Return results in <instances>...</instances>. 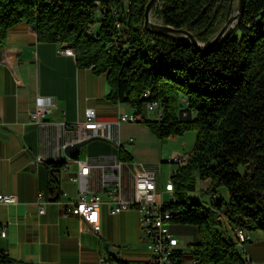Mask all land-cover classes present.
Instances as JSON below:
<instances>
[{"label": "trees", "instance_id": "trees-1", "mask_svg": "<svg viewBox=\"0 0 264 264\" xmlns=\"http://www.w3.org/2000/svg\"><path fill=\"white\" fill-rule=\"evenodd\" d=\"M147 2L0 0V42L9 27L32 23L38 40L67 42L77 66L106 73L107 97L127 103L157 137L195 130L192 154L171 174L174 199L165 208L173 212L172 223L197 226L198 239L187 254L199 264H246L226 223L264 232V0H245L232 31L207 50L176 34L146 30ZM228 8L229 0H159L151 14L206 42L225 22ZM177 91L185 93V105L174 114L171 98ZM148 101L161 105L159 118L143 113ZM119 157L131 159L121 145ZM64 164L46 163L51 191L59 187L53 169ZM122 175L130 187L129 172ZM196 178L210 180L204 190L209 204L189 200ZM220 186L227 188V199L218 195Z\"/></svg>", "mask_w": 264, "mask_h": 264}, {"label": "crops", "instance_id": "crops-1", "mask_svg": "<svg viewBox=\"0 0 264 264\" xmlns=\"http://www.w3.org/2000/svg\"><path fill=\"white\" fill-rule=\"evenodd\" d=\"M60 45L38 40L34 26L26 21L9 27L0 42V190L16 196L14 202H0V229H6V235L0 236V250L13 264H102L103 256L107 264H117L111 255L127 264L141 263L148 250L136 208L112 213L103 205L100 230L93 231L79 216L66 215L65 206L82 191L104 194L117 164L125 195L132 192L138 167L155 170L158 190L169 195L163 190L166 158L184 149L187 141L176 134L159 138L142 120L119 122L120 113H134V109L112 102L107 97L106 73L96 75L90 67L77 66L74 55L58 51ZM40 97L54 104L42 124H33L29 113ZM91 107L103 122L99 134L91 136L76 157L69 156L65 145L88 132L81 123ZM143 113L157 118L153 110ZM130 136L134 141L123 145ZM120 145L130 160L120 159ZM58 160L65 164L57 170L61 194L54 199L46 163ZM78 161L90 164L80 182L70 178L79 168ZM124 170L132 178L130 187L123 183ZM171 170L172 166L170 177ZM39 193L45 200L42 212L38 211ZM230 227L229 235L236 241L235 228ZM189 228L197 231L196 225L170 223L178 235ZM246 231L249 240L236 242L246 264H264V232Z\"/></svg>", "mask_w": 264, "mask_h": 264}, {"label": "built area", "instance_id": "built-area-1", "mask_svg": "<svg viewBox=\"0 0 264 264\" xmlns=\"http://www.w3.org/2000/svg\"><path fill=\"white\" fill-rule=\"evenodd\" d=\"M98 3V1H96ZM120 26V22H116ZM60 53L67 55H74V48L67 42H61L58 48ZM149 91L145 92L148 96ZM54 104L51 99L39 98L35 107L29 113V122L33 124H42L43 116L50 107ZM146 111L155 110L157 117L162 114V108L157 101H148L145 105ZM97 110L94 107L86 109L82 126L88 130L83 138H88L99 134V129L102 127L103 122L97 119ZM141 116L136 113L122 112L119 115V122H139ZM90 130V131H89ZM134 137H128L123 145L127 146L129 142H133ZM192 152V151H191ZM188 153L173 152L166 162L178 165L183 158L187 157ZM1 162V156H0ZM78 170L71 175V179L80 182L82 176L88 174L90 164L87 161H78ZM115 170L112 175L108 177V186L105 193H82L70 200L65 206V214H74L79 216L85 221L93 231L100 230V209L103 205H107L109 211L112 213L120 212L130 208H136L139 214V225L142 233H144L147 242L146 247L148 250V257L145 261L138 264H199L198 261L189 256L185 258V252L180 247L179 239L176 234L170 229V218L173 215L172 210L165 208L167 201L162 199V194L158 190L155 170L138 167L133 174V188L130 195H125L121 183V170L120 164L114 166ZM176 167V168H177ZM175 168V170H176ZM59 169V168H58ZM58 169L54 168L52 176L59 181ZM175 170L173 173H175ZM163 190L169 193V200L173 198V181L171 177L165 182ZM51 191V190H50ZM54 199L60 197V188H54L51 191ZM16 196L12 193L0 190V202H14ZM168 200V201H169ZM39 212L44 210L45 200L41 193L38 194ZM6 235V229H0V236ZM236 242L239 244L249 240V235L244 227L235 228ZM5 256L6 258H2ZM102 264H107V258H101ZM0 264H13L6 256V253L0 250Z\"/></svg>", "mask_w": 264, "mask_h": 264}, {"label": "rangeland", "instance_id": "rangeland-1", "mask_svg": "<svg viewBox=\"0 0 264 264\" xmlns=\"http://www.w3.org/2000/svg\"><path fill=\"white\" fill-rule=\"evenodd\" d=\"M235 7H236V0H233L230 14H233L235 12ZM152 20L161 21L159 18L154 17V16H152ZM177 92H178V94H175L171 98V103H172L171 110L174 114H177L179 109L185 105L184 100H183V97L186 96L185 93L183 91H177ZM153 111L156 113L155 110H153ZM184 133L185 134L178 135L179 137H181V138L183 137L187 141L186 145L183 147L184 149H182L180 151H173V152L190 153L193 150V146H194V142H195V138H196L195 130H187ZM175 141H177V142H175L176 144L179 143V140H175ZM172 153H170L168 156H170ZM188 155H190V154H188ZM166 165H168V169L164 170V184L170 178L169 170L171 169V166H172L171 172L174 171L175 168L177 167V165H175L174 163H170V162H167ZM244 170H245V166L242 165L239 167L240 172H243ZM209 181H210L209 179L200 180V179L196 178V180L194 182V185H195L194 189L189 190L187 192L189 200H200L204 204H209L211 197L209 196V193L204 192ZM218 195L227 199L228 198L227 188L225 186H220L218 188ZM162 199L164 201H168L169 195L164 192L162 194ZM226 228H227L228 233L231 235L232 234L231 227L227 223H226ZM176 236L179 239L180 247L185 252V258L189 257V255L187 253H188L190 244L194 240L197 241L198 232L196 230H194L193 228H189L188 230L181 233L180 235L176 234Z\"/></svg>", "mask_w": 264, "mask_h": 264}, {"label": "water", "instance_id": "water-1", "mask_svg": "<svg viewBox=\"0 0 264 264\" xmlns=\"http://www.w3.org/2000/svg\"><path fill=\"white\" fill-rule=\"evenodd\" d=\"M158 1L159 0H148V2L145 5V11H144L145 29L156 33L176 34V37L178 39L189 40L198 49L207 50L222 42V40L232 31V28L235 22L237 21L238 16L243 10L245 0H236L235 12L233 14H230L233 0H229L228 17L226 18L221 28L216 32V34L206 42L199 41L195 37L193 32L186 28H176L162 21L152 20L151 10L155 5V3H157ZM89 140L90 137L68 142L64 148L65 153L69 156H73L77 154L80 147L84 146Z\"/></svg>", "mask_w": 264, "mask_h": 264}, {"label": "bare ground", "instance_id": "bare-ground-1", "mask_svg": "<svg viewBox=\"0 0 264 264\" xmlns=\"http://www.w3.org/2000/svg\"><path fill=\"white\" fill-rule=\"evenodd\" d=\"M188 156H189V155L187 154V157H186V158H183L182 161H181V163H180L178 166H180V167L183 166V165L185 164V162L188 160ZM174 190H175V189H174V185H173V193H174ZM173 198H174V197H173Z\"/></svg>", "mask_w": 264, "mask_h": 264}]
</instances>
